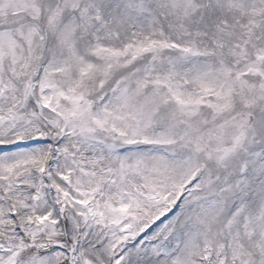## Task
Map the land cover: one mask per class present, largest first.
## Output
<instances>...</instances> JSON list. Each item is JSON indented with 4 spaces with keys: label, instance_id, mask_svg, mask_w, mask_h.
I'll list each match as a JSON object with an SVG mask.
<instances>
[{
    "label": "snow or ice",
    "instance_id": "1",
    "mask_svg": "<svg viewBox=\"0 0 264 264\" xmlns=\"http://www.w3.org/2000/svg\"><path fill=\"white\" fill-rule=\"evenodd\" d=\"M0 264H264V0H0Z\"/></svg>",
    "mask_w": 264,
    "mask_h": 264
}]
</instances>
